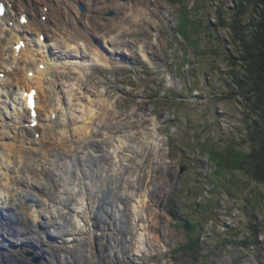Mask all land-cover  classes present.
Here are the masks:
<instances>
[{"label": "rangeland", "instance_id": "374dc122", "mask_svg": "<svg viewBox=\"0 0 264 264\" xmlns=\"http://www.w3.org/2000/svg\"><path fill=\"white\" fill-rule=\"evenodd\" d=\"M102 1L108 6L114 2ZM131 1L145 13L108 47L114 64L89 68L88 99L100 93L108 104L116 105L110 126L103 130L113 135L130 133L128 144L135 149L139 146L137 150L148 145L145 165L153 166L154 170L151 205L158 215L157 232L162 249L152 254H135L132 243L138 232L128 228L130 213L125 206L128 202L120 196L124 192L119 183L114 188L107 184L106 202L113 205L119 201L117 206L126 215L122 222L127 229L117 226L110 227L111 233L107 229L98 232L113 234L112 240L102 239L95 246L100 257L98 264H264V186L253 181L246 170H232L223 176L224 184L220 183L216 176L213 179L216 167L209 160L211 147L218 152L233 148L242 154L252 150L247 139L248 125L256 115L250 112L232 76V72L242 75L240 65L227 59L230 55L237 57L235 43L231 34L218 25L217 11H221L223 19H229L236 11L237 0H183L181 5L186 14L200 25L199 34H191V43L177 36L182 7L179 3ZM115 13L109 7L100 17L106 21ZM52 51L57 60L64 59L58 48L52 46ZM59 60L58 65L66 62ZM64 74L70 78L63 86L71 88L77 83V75H68L67 71ZM97 145V152L88 157L101 159L86 160L87 174L94 175L91 165L95 162L96 166L103 163L99 167L109 165L108 145ZM140 152L123 161L122 167L129 169L132 165L130 168L137 169L135 162ZM127 177L125 181L132 183ZM193 203L199 206L193 207ZM174 208L178 215H187L194 223L201 222L191 235L201 245V257L193 259L180 251L191 241L179 220L172 216ZM112 214L113 207L109 215ZM112 219L115 222L117 218ZM150 243L153 245V241ZM68 250L67 255L81 258L83 264L92 263L87 253Z\"/></svg>", "mask_w": 264, "mask_h": 264}, {"label": "bare ground", "instance_id": "6f19581e", "mask_svg": "<svg viewBox=\"0 0 264 264\" xmlns=\"http://www.w3.org/2000/svg\"><path fill=\"white\" fill-rule=\"evenodd\" d=\"M109 7L116 13L103 21L100 16ZM143 13L131 0L122 4L114 0L110 6L102 0H15L0 18V73L5 74L0 79V264H83L81 258L67 255L68 249H79L98 264L100 257L93 250L100 240H112L110 227L127 229L119 201L106 202L109 197L104 189L107 184L118 187L117 183L124 192L120 196L128 202V228L138 232L132 239L135 254L161 251L158 215L151 205L154 170L145 165L148 145L137 150L139 146L128 144L130 133L113 135L103 130L110 126L116 105L108 104L100 93L89 100L86 79L89 68L114 64L108 47ZM24 14L27 23L21 26L18 19ZM20 40L26 45L18 51L14 47ZM52 46L64 53L60 63H78L58 65ZM64 71L78 76L71 88L63 86L70 78ZM31 89L36 90L33 121L24 96ZM31 122H37L36 128L26 125ZM98 143L108 145L109 165L99 167L103 163L96 166L93 162L94 175L87 174L86 160L101 159L88 157L97 152ZM139 150L137 169L126 166V172L123 161ZM127 176L132 183L125 181ZM112 207L115 222L109 215ZM91 221L104 229L97 226L94 231ZM106 229L107 234L99 235ZM32 255L38 256L37 261Z\"/></svg>", "mask_w": 264, "mask_h": 264}, {"label": "trees", "instance_id": "16d2710c", "mask_svg": "<svg viewBox=\"0 0 264 264\" xmlns=\"http://www.w3.org/2000/svg\"><path fill=\"white\" fill-rule=\"evenodd\" d=\"M170 2L181 5L183 0ZM237 3L236 11L229 19H223L221 11H217L218 25L231 34L235 43L238 55H230L227 59L234 65H240L242 75L232 72V76L250 112L256 115L248 125L247 139L252 150L248 154H242L235 152L233 148L218 152L211 147L209 160L216 167L213 179L216 176L218 181L221 180L220 183L224 184L223 176L232 170H246L253 181L264 186V0H237ZM183 8L184 6L181 7V18L176 29L177 36L191 43V34L198 35L200 25L195 23L196 19L189 18ZM192 206L199 204L193 203ZM173 211L172 216L179 220L191 241L182 246L180 251L193 259L201 257V245L191 236L201 226V222L194 223L189 216L178 215L175 208Z\"/></svg>", "mask_w": 264, "mask_h": 264}, {"label": "water", "instance_id": "95a60500", "mask_svg": "<svg viewBox=\"0 0 264 264\" xmlns=\"http://www.w3.org/2000/svg\"><path fill=\"white\" fill-rule=\"evenodd\" d=\"M27 254H29V253H27ZM32 257H33V260L37 261L38 257H34L33 255H32Z\"/></svg>", "mask_w": 264, "mask_h": 264}]
</instances>
